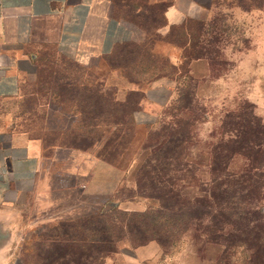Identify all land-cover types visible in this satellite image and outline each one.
<instances>
[{
	"label": "rangeland",
	"instance_id": "374dc122",
	"mask_svg": "<svg viewBox=\"0 0 264 264\" xmlns=\"http://www.w3.org/2000/svg\"><path fill=\"white\" fill-rule=\"evenodd\" d=\"M116 3L119 11L132 21L136 20L134 23L142 33L138 42H150L153 46L150 55H129L121 45L117 56L102 55L83 64L62 55L54 45L48 44L38 54L35 73L23 78L20 93L0 100V127L13 125L16 129L49 134L42 126L60 129L72 125L75 119L60 108L58 102L61 98L53 92H60L69 101L79 88L85 91L83 97L92 96L94 102H98L96 94L99 89L113 92L118 86V96L124 97L127 89L133 86L124 77L126 71L148 73L154 67L166 65L167 55L172 51L167 41L159 36L161 28L157 31L153 27L164 22L160 7L156 5L153 9L151 5L150 13L137 16L136 11L146 4V0H116ZM189 22L196 28L197 35L205 33L201 38L206 39L201 40V50L207 48L212 60L196 67L195 83L187 81L190 86L184 87L186 91L190 88L191 93L183 104L178 100V83L170 79L174 88L164 106L153 113L151 119L139 115L138 125L127 133L123 132L129 142L125 145L124 156L114 164L118 172L103 174L100 178V183L104 180L119 182V190L116 198L99 205L100 210L116 208L107 207L108 203L124 197L125 207L143 206L144 198L133 202L126 198L135 192L131 187L134 156L151 128L159 126L163 120L172 119L170 111L179 112L181 116L186 115L182 116L184 119L195 121L197 138L190 155L200 152L205 159L208 157L200 169L208 181L204 187L215 196L209 198L202 216L193 219L192 229L173 231L165 246L154 240L161 249L155 258L143 264H253L252 258L264 238V0H212ZM118 64L125 68L118 67ZM145 67L149 68L144 70ZM181 104L185 107L180 111L171 110L173 105L178 107L176 105ZM152 122H155L154 126H147ZM113 131L114 127L107 126L98 130L96 133L103 138L93 148L99 150ZM55 134L61 133L56 131ZM220 138H223L222 144ZM210 150L212 154L216 150L221 152V161L213 163L208 154ZM67 179L77 181L76 176ZM99 206L91 204L84 210L71 209L59 217L81 215L84 211L90 215L89 212ZM120 212L114 210L107 215L114 217ZM29 225L27 221L26 235L20 238L21 249H27L21 251V256L25 255L22 262L43 264L38 255L37 236L51 229L52 224H45L43 229H30ZM18 240L16 237V245ZM68 262L73 264L69 258L56 257L53 264Z\"/></svg>",
	"mask_w": 264,
	"mask_h": 264
},
{
	"label": "crops",
	"instance_id": "0c3cea01",
	"mask_svg": "<svg viewBox=\"0 0 264 264\" xmlns=\"http://www.w3.org/2000/svg\"><path fill=\"white\" fill-rule=\"evenodd\" d=\"M211 1L146 0V3L166 4V25L160 32L167 34L172 26L197 17ZM116 5V0H0V100L20 93L23 78L35 73L38 54L48 44L62 55L88 64L94 57L113 53L119 45L141 40L139 27L125 18ZM142 8L136 12H148ZM167 44L172 51L168 55L178 60L182 49ZM203 63L204 60L193 61L196 72V67ZM173 88L167 77L151 82L135 120L139 115L151 119L168 101ZM96 152L93 147L60 145L46 150L42 140L29 132L13 125L0 127V264H23L20 238L26 235L27 221L30 229H43L45 224L54 225L88 214L84 211L81 215L60 218L63 212L84 210L87 205L99 206L116 198L119 182L100 183V178L103 174L114 175L118 169ZM68 176H76L77 181L69 182ZM116 200L113 207L121 209L139 211L148 207L146 200L139 208L125 207L124 201ZM99 209L100 206L89 213ZM160 249L154 240L136 247L123 241L117 251L106 255L104 264H143L155 258Z\"/></svg>",
	"mask_w": 264,
	"mask_h": 264
},
{
	"label": "trees",
	"instance_id": "16d2710c",
	"mask_svg": "<svg viewBox=\"0 0 264 264\" xmlns=\"http://www.w3.org/2000/svg\"><path fill=\"white\" fill-rule=\"evenodd\" d=\"M156 5L164 14L166 4H154L153 9ZM150 6L147 3L142 5L148 12L137 13V16L150 13ZM124 17L130 19L127 15ZM190 19L192 18L181 25L172 26L167 34H159L165 41L182 49L178 60H173L167 55L166 65L154 67L148 73L126 71L124 77L133 86L127 89L124 97L118 96V86H115L113 92L99 89L96 94L98 102H94L92 96L83 97L85 91L79 88L69 101L60 92H53L61 98L58 102L60 108L75 118L73 124L60 129L42 126L49 134L27 131L32 137L41 139L46 150L56 145L88 149L98 145L102 140V135L96 133L98 130L106 126L114 127L113 135L106 139L96 154L107 162L118 163L124 156L127 148L125 145L129 142L125 133L138 125L135 113L141 108L147 86L160 77L175 80L178 83L177 90L179 89L178 100L183 104L191 93L190 88L186 91L187 88L184 87L195 83L197 77L193 61L204 60L207 63L212 60L207 48L206 51L201 50V43L206 40L201 38L205 37V33L197 35L196 28L189 22ZM165 24L164 18L163 23L158 22L153 27L158 31ZM123 45L129 55L143 57L150 55L153 49L147 40ZM119 46L113 53L107 55L117 56L120 53ZM117 66L125 68L123 64ZM148 68L145 67L144 70ZM192 88L195 94V85ZM182 104L176 105L178 107L173 105L171 110L176 108L180 111L185 107ZM170 113L173 118L163 120L159 126L151 128L148 137L141 142L134 156V182L131 187L135 192L126 198L132 200L144 198L148 202V207L139 211L119 207L107 211L99 209L90 215L59 221L50 227L51 229L37 236L38 255L44 261L43 264H53L56 257L69 258L73 264H101L108 253L119 249L123 241L136 247L156 240L165 246L173 231L178 229V232H182L193 228V219L202 216L204 206L209 205V198L215 196L208 187H204L208 181L200 169L208 157L205 159L200 152L190 155L197 138L194 119H184L182 116L186 115L181 116L179 112ZM154 124L155 122L147 123V126ZM238 124L236 123V126ZM235 129L237 130V127ZM56 131L61 134L57 136ZM222 142L223 138H220L219 143ZM208 154L213 163L223 158V154L217 150L213 154L210 150ZM120 199L125 200V197ZM114 210L121 212L114 217L107 215ZM26 250L25 247L22 252ZM24 256L22 255L23 259ZM252 259L253 264H264V238H261L258 253Z\"/></svg>",
	"mask_w": 264,
	"mask_h": 264
},
{
	"label": "water",
	"instance_id": "95a60500",
	"mask_svg": "<svg viewBox=\"0 0 264 264\" xmlns=\"http://www.w3.org/2000/svg\"><path fill=\"white\" fill-rule=\"evenodd\" d=\"M113 205H114V203H109L107 207H110V206H113Z\"/></svg>",
	"mask_w": 264,
	"mask_h": 264
}]
</instances>
